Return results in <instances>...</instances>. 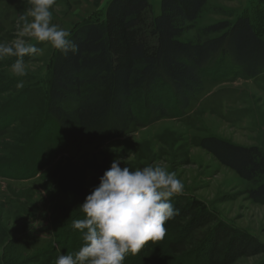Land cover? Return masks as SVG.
Listing matches in <instances>:
<instances>
[{
	"label": "rangeland",
	"instance_id": "obj_1",
	"mask_svg": "<svg viewBox=\"0 0 264 264\" xmlns=\"http://www.w3.org/2000/svg\"><path fill=\"white\" fill-rule=\"evenodd\" d=\"M110 1L57 0L50 10L52 23L70 35L86 22L106 25L118 67L131 65L133 45H143L147 55L154 54L153 19L160 13L161 0H149L139 25L132 28L107 15ZM29 7L27 0H0V44L18 38L17 21ZM263 9L262 0H207L179 39L200 42L206 38L205 28L222 21L234 23L239 17H248L262 35ZM35 46L42 53L23 57V77L11 72L16 57L0 59L1 109L21 95L22 102L36 110L15 122V126L19 122L29 126L27 134L44 120L40 111L58 52L50 44ZM18 83L24 87L18 89ZM148 97L137 92L132 101L143 111L148 101L168 103L172 93L162 85ZM207 137L258 147L264 153V74L226 81L206 78L184 116L160 117L145 127L132 125L117 140L86 142L53 159L41 155L42 142L28 145L19 128L3 129L0 163L14 161L6 170L0 167V174L13 166L24 170L30 162L40 161L43 168L29 179L0 175V264H56L61 255L73 253L70 249L78 251L82 234L72 222L85 218L80 206L117 159L122 169L128 166L132 171L166 166L184 185L183 193L170 200L179 214L166 223L163 241L149 243L138 262L124 264H156L162 256L169 264H264V203L250 195L264 177L246 179L222 164L200 145Z\"/></svg>",
	"mask_w": 264,
	"mask_h": 264
},
{
	"label": "trees",
	"instance_id": "obj_2",
	"mask_svg": "<svg viewBox=\"0 0 264 264\" xmlns=\"http://www.w3.org/2000/svg\"><path fill=\"white\" fill-rule=\"evenodd\" d=\"M206 3L207 0H161L160 13L153 19L155 53L147 55L143 45H133L128 67L116 66L106 25L80 24L68 37L78 52L56 54L40 111L42 124L35 123L30 127L34 133L28 134L29 126L20 122L15 126L23 114L36 111L23 103L19 95L4 109L0 106V131L11 126L19 128V133L26 135L28 145L42 142L41 155L53 159L62 151L79 148L86 142L117 140L132 125L145 127L160 117L184 116L206 78L226 81L264 74V31L258 34L248 17L205 28L206 38L200 42L179 39ZM149 6V0H111L107 15L125 28H132L139 25ZM262 21L264 24V9ZM218 33L215 37L209 36ZM162 85L171 90L170 103L148 101L143 111L133 103L135 93L140 92L149 99L148 95ZM200 145L243 178L264 177V153L258 147L240 146L217 137L204 138ZM13 161L4 160L0 167L6 170ZM42 166L40 161L30 162L24 170L13 166L0 175L29 179L38 175ZM250 195L264 203V180ZM75 249L70 252H76ZM140 255L129 254L125 261L138 262ZM156 264L169 262L162 256Z\"/></svg>",
	"mask_w": 264,
	"mask_h": 264
},
{
	"label": "clouds",
	"instance_id": "obj_3",
	"mask_svg": "<svg viewBox=\"0 0 264 264\" xmlns=\"http://www.w3.org/2000/svg\"><path fill=\"white\" fill-rule=\"evenodd\" d=\"M27 3L30 7L17 21L18 38L0 44V59L17 58L11 67L17 77L26 75L23 57L42 53L35 44H50L65 54L78 52L68 39L70 32L52 23L50 10L57 0ZM121 163L120 159L113 162L80 206L85 218L72 222L82 234L81 247L74 254L61 255L56 264H124L129 254L136 256L149 243L166 237V223L179 214L170 200L183 193V183L160 164L132 171L128 166L122 169Z\"/></svg>",
	"mask_w": 264,
	"mask_h": 264
}]
</instances>
